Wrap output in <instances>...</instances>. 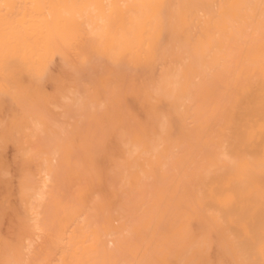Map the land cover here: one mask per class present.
<instances>
[{
  "label": "bare ground",
  "instance_id": "1",
  "mask_svg": "<svg viewBox=\"0 0 264 264\" xmlns=\"http://www.w3.org/2000/svg\"><path fill=\"white\" fill-rule=\"evenodd\" d=\"M56 56V95L41 100L58 117L21 102L44 96L23 77L42 81ZM6 89L17 99L22 153L41 168L20 176L31 233L4 244L1 264H54L66 214L75 223L69 244L80 247L61 251L62 264L77 254L82 264H200V254L204 264H264L261 0H0ZM81 111L84 181L69 200L66 176L78 173L62 168L64 137ZM103 162L117 191L102 188Z\"/></svg>",
  "mask_w": 264,
  "mask_h": 264
},
{
  "label": "rangeland",
  "instance_id": "2",
  "mask_svg": "<svg viewBox=\"0 0 264 264\" xmlns=\"http://www.w3.org/2000/svg\"><path fill=\"white\" fill-rule=\"evenodd\" d=\"M65 52L71 59V61L77 65V58L73 54L72 49H65ZM60 66V60L56 56L54 62L50 65V71L42 81L38 82L37 80L31 79L28 76H24V84H26L28 87L37 84L39 86L41 85L44 96L38 97L35 93H32L30 97L22 95L21 102L38 103L39 107L41 108V112L45 113L46 115L58 117L60 111L53 109L51 105L45 104L43 100L46 101L47 98L50 97V95H56V88L59 86L58 79L60 78L62 73ZM88 73L89 72H87V77H89L88 75H90V73ZM99 73H96L97 75H94L97 77ZM101 96L102 99H106L108 94L104 90H101ZM14 98L15 97L13 95V92L10 90L6 89V91L0 93V123L6 122L4 128H2L0 124V264L2 262V253L6 249V246L4 248V244L8 243L6 250H9L14 245H18V235L21 232L29 234L31 233V229L29 228V221L32 216L21 200L22 196L20 194V176L23 174V172H35L37 169L41 168V165L36 162L30 163L22 153L21 147L23 146V142L17 133V129H15V126L13 125V117L18 110V105L16 104L17 99ZM122 98L125 100L129 107L135 109L141 116L145 115V110L137 101L136 95L126 92L122 95ZM71 121L74 122V125L68 127L70 132L67 131L64 137V139L67 141V144H70V153H68L69 162L68 164L62 165V168L65 171L64 173H66V171H74V173H78V175H71L70 180L69 176H66L65 184L67 187H65L66 191L64 192L69 200H74L77 197V194L80 193V190H82L83 188L82 186L84 177L82 171L84 172L85 166L81 165L83 167L82 168L80 164L84 165L85 163L84 159L87 128L83 119V111H81L77 115L73 113ZM102 167L107 171V173L102 177L103 190L105 192H109L112 190L117 191L119 189L118 185L114 184H117L118 182L111 173H108L109 165L103 162ZM5 171H9L11 173V175H9V178L4 174V176L2 175V173H4ZM109 183L111 184V186L112 184L114 185L113 189L110 188L111 186L109 185ZM74 187L77 188L74 189ZM72 189H74V192ZM75 191L77 194H75ZM63 200L61 204L66 202L65 200ZM60 218L63 224V228L60 230L61 233L64 234L65 241L60 251L56 252V255L53 257L54 264H62L60 262L61 251L70 253L80 247V245H77L75 247L69 244L68 237L71 236L75 228V223L73 224L72 218H68V214L60 216ZM192 227L196 230L198 228V223L194 222ZM212 238L214 241V234H212ZM217 250L218 248L214 242V245L212 246V249L210 251L213 257L217 255ZM122 257L126 260H130L128 255ZM81 258L82 257L80 256V254H77L76 260L72 263L82 264L83 262ZM199 262L200 264H204L203 256L201 254L199 255Z\"/></svg>",
  "mask_w": 264,
  "mask_h": 264
},
{
  "label": "snow or ice",
  "instance_id": "3",
  "mask_svg": "<svg viewBox=\"0 0 264 264\" xmlns=\"http://www.w3.org/2000/svg\"><path fill=\"white\" fill-rule=\"evenodd\" d=\"M261 3H262V7H264V0H261Z\"/></svg>",
  "mask_w": 264,
  "mask_h": 264
}]
</instances>
